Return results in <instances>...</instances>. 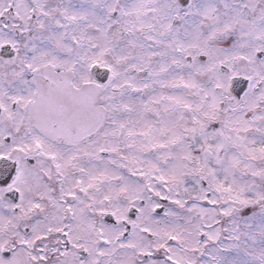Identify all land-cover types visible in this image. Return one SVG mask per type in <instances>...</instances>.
<instances>
[{"label": "snow or ice", "instance_id": "6c2138e0", "mask_svg": "<svg viewBox=\"0 0 264 264\" xmlns=\"http://www.w3.org/2000/svg\"><path fill=\"white\" fill-rule=\"evenodd\" d=\"M0 264H264V0H0Z\"/></svg>", "mask_w": 264, "mask_h": 264}]
</instances>
